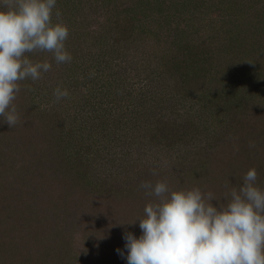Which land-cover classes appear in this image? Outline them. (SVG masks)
<instances>
[{
    "label": "rangeland",
    "instance_id": "374dc122",
    "mask_svg": "<svg viewBox=\"0 0 264 264\" xmlns=\"http://www.w3.org/2000/svg\"><path fill=\"white\" fill-rule=\"evenodd\" d=\"M104 1L57 0L52 22L67 26L65 48L72 60L57 64L52 53H26L33 63L49 62L51 70L19 82L13 104L20 120L13 128L0 117V264H127L117 252L127 256L123 236L139 238L137 220L147 204L157 202L146 195L144 182L199 188L227 204L230 189L242 186L255 168L256 185L264 189L263 75H257L258 85L245 76L242 85L229 77L226 60L234 58L223 48L245 42L237 37H245L238 35L245 18L260 11L254 0H212L198 11H175L182 14L177 20L184 19L177 23L183 36L212 48L211 65L196 96L184 83L154 75V98L143 92L149 80L132 72L125 79L127 71L114 66L123 53L109 46L106 20H100L101 30L93 23L102 6L113 11L114 0ZM258 7L264 9V1ZM139 58L145 61L146 52ZM105 68L120 73L122 81L109 84L113 89L99 80L113 73ZM100 85L109 92L107 102L94 92ZM58 87L69 95L57 101ZM168 133L172 139L163 137Z\"/></svg>",
    "mask_w": 264,
    "mask_h": 264
},
{
    "label": "clouds",
    "instance_id": "9594fccd",
    "mask_svg": "<svg viewBox=\"0 0 264 264\" xmlns=\"http://www.w3.org/2000/svg\"><path fill=\"white\" fill-rule=\"evenodd\" d=\"M56 3L2 0L0 117L9 128L20 120L13 104L19 82L38 80L42 72L51 70L49 62L33 63L26 53H52L57 64L72 60L65 48L67 26L52 22ZM68 95L66 89L54 90L57 101ZM256 181L257 171L250 168L242 186L230 189L227 204L199 188L172 190L164 181L142 183L146 195L155 196L157 202L147 204L144 217L137 220L142 231L139 238L124 234L127 256L117 252L127 264H264V189Z\"/></svg>",
    "mask_w": 264,
    "mask_h": 264
},
{
    "label": "trees",
    "instance_id": "16d2710c",
    "mask_svg": "<svg viewBox=\"0 0 264 264\" xmlns=\"http://www.w3.org/2000/svg\"><path fill=\"white\" fill-rule=\"evenodd\" d=\"M102 1L105 2L104 0ZM209 1L212 0H114L112 3L115 4V7L112 12L111 5L108 6V9L105 6H102L101 9L100 6L98 7L101 12H98L96 18L97 22L93 23L100 28L103 26L100 20H106L105 22L108 23L107 33H110L109 42L111 45L109 46L115 49L118 54L123 53L120 58L122 61L114 66L117 68L121 67L120 69L123 68L122 72L127 71L125 79H127L128 75L132 72L134 75L140 74L143 79L149 80V84L145 86L147 91L143 92L151 93V98H154L152 92L157 89L156 85H150L152 84L151 78L155 77L154 75H165V83L168 84L169 82H175V84L184 83L188 92L196 96V93H201L200 91H202V88L203 90L205 89L203 87V80L208 73V67L211 65L212 58L210 54L212 48L210 46L204 48V40L199 41V44L191 42V39L187 40V38L183 36L184 30H178L177 26V23L184 19L181 18L177 20L180 12L177 13L176 16H174V12L178 11L180 8L183 11L182 13H189V9L198 11L201 6L204 7ZM263 1L264 0H262V2L254 0V5H257L260 11L258 12L255 9L254 17H246L245 19L248 20H244V24H242L245 26L240 29L241 31L238 35L244 34L245 37H237V41L241 38H245L243 45L239 46V48L236 45L235 47H223L224 54L234 58L230 61L229 59L226 60V64L229 67L228 69L231 72L229 77L233 75L234 78L238 79L237 81L241 85L242 83H247V79L244 80L245 76L246 78L248 77V81L252 80L253 83L255 81L257 85L259 81V84L264 87L263 65H260L264 60V9L258 7ZM112 3L109 2V4ZM180 15L182 14L180 13ZM181 22H184V26L187 27L185 21ZM182 37L184 38L182 39ZM144 52H146V58L145 61H142V59L139 58V54ZM151 52L153 54L152 56L149 55ZM113 61L114 60H111L110 63L112 64L115 62ZM132 62H135L134 68L130 66ZM107 68H105L104 73H113L108 74L109 76L105 73V76L101 75V79L99 80H101V83L104 80L107 81L108 88L113 89L111 86H115V82L119 83V81L121 82L122 80L120 78V73L118 74L116 71L117 68ZM261 74L263 78L257 81V75ZM110 75H114L115 79H110ZM90 82L91 81H89V83ZM109 84L111 86H109ZM239 86L240 85L236 86L237 92L241 93V87ZM86 88L88 93L93 90L91 84H86ZM106 89V86L100 85L94 89V92L96 91L95 93H97V95L103 93L102 98H104L109 96V92ZM246 91L254 92V89L247 88ZM256 91L258 90L256 89ZM261 92L260 89L259 93L263 94ZM141 96L145 98L146 95L142 94ZM103 101L107 102L105 98ZM114 101L115 100L111 99L108 104H112ZM14 106L19 114L18 106ZM99 118L97 117L96 121H98ZM101 121L105 123V119ZM153 129L158 131L159 123H154ZM172 135V133H168L163 137L172 139ZM157 137L159 139L162 135L158 134Z\"/></svg>",
    "mask_w": 264,
    "mask_h": 264
}]
</instances>
